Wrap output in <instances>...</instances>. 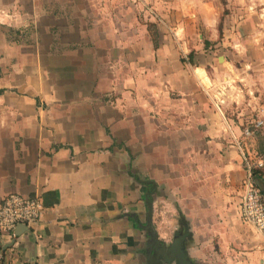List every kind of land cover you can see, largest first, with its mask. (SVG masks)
<instances>
[{
  "label": "crops",
  "instance_id": "crops-1",
  "mask_svg": "<svg viewBox=\"0 0 264 264\" xmlns=\"http://www.w3.org/2000/svg\"><path fill=\"white\" fill-rule=\"evenodd\" d=\"M135 2L0 0V201L44 206L5 264H178L181 234L193 263L264 264L233 141L258 97L208 75L188 18L163 19L154 45Z\"/></svg>",
  "mask_w": 264,
  "mask_h": 264
},
{
  "label": "rangeland",
  "instance_id": "rangeland-1",
  "mask_svg": "<svg viewBox=\"0 0 264 264\" xmlns=\"http://www.w3.org/2000/svg\"><path fill=\"white\" fill-rule=\"evenodd\" d=\"M135 3L141 14L148 16L146 24L152 39L157 40V24H163L164 20L163 25L169 27H177L184 18L195 22L191 26V40L204 42V54L212 59V64L205 67L208 75L215 79L229 78L247 106L245 95L258 97L254 110L249 108L251 112L243 114L247 117L241 127L250 125L257 108L264 103V94L259 98L264 93V0H136ZM3 26L8 38L15 35L7 23ZM199 71L204 75L202 69ZM254 136L258 144L255 153L264 155L262 136L259 133Z\"/></svg>",
  "mask_w": 264,
  "mask_h": 264
},
{
  "label": "built area",
  "instance_id": "built-area-1",
  "mask_svg": "<svg viewBox=\"0 0 264 264\" xmlns=\"http://www.w3.org/2000/svg\"><path fill=\"white\" fill-rule=\"evenodd\" d=\"M216 107L218 103H215ZM261 133L264 137V103L256 111V116L249 124H243L240 135H233V141L238 148L245 173L240 184L239 216L242 222L249 225L264 243V198L258 186L254 182V169L264 165V155L257 156L247 148V140L255 133ZM264 148V147H263ZM39 197H25L18 193H10L3 196L0 201V264H5L4 254L7 246L15 239L13 232L16 227H26L36 224L44 211ZM7 236H13L12 243H7Z\"/></svg>",
  "mask_w": 264,
  "mask_h": 264
},
{
  "label": "water",
  "instance_id": "water-1",
  "mask_svg": "<svg viewBox=\"0 0 264 264\" xmlns=\"http://www.w3.org/2000/svg\"><path fill=\"white\" fill-rule=\"evenodd\" d=\"M221 57V56H220ZM19 227H26L25 225H20ZM185 235L181 234L174 238L173 242L169 246V250H171L174 254L173 256H176L178 259V264H196L186 257V253L183 251L181 247V243L184 239Z\"/></svg>",
  "mask_w": 264,
  "mask_h": 264
},
{
  "label": "trees",
  "instance_id": "trees-1",
  "mask_svg": "<svg viewBox=\"0 0 264 264\" xmlns=\"http://www.w3.org/2000/svg\"><path fill=\"white\" fill-rule=\"evenodd\" d=\"M155 40H156V39H154V38H153V40H152V42L154 43V45L157 44ZM259 134L262 136V134H261L260 132H259ZM257 170H258V169H254V174H253L254 177H255V174H256Z\"/></svg>",
  "mask_w": 264,
  "mask_h": 264
}]
</instances>
